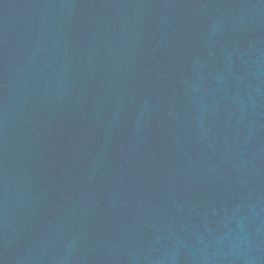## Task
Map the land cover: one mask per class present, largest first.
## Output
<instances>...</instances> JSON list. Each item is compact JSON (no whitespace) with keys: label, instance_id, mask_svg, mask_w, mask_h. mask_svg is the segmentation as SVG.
Listing matches in <instances>:
<instances>
[{"label":"water","instance_id":"1","mask_svg":"<svg viewBox=\"0 0 264 264\" xmlns=\"http://www.w3.org/2000/svg\"><path fill=\"white\" fill-rule=\"evenodd\" d=\"M0 264H264V0H0Z\"/></svg>","mask_w":264,"mask_h":264}]
</instances>
